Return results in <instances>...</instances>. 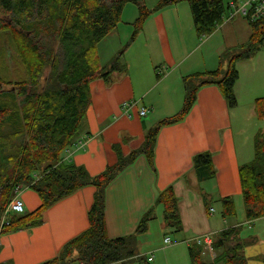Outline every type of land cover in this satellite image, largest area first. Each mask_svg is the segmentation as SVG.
<instances>
[{"label":"crops","instance_id":"0c3cea01","mask_svg":"<svg viewBox=\"0 0 264 264\" xmlns=\"http://www.w3.org/2000/svg\"><path fill=\"white\" fill-rule=\"evenodd\" d=\"M223 1L229 6L222 23L213 33L201 38L195 34L186 2L149 16L121 58L125 71L111 73L106 80L93 81L99 82L95 94L92 83L89 85L91 104L74 145L62 154L65 163L80 166L90 177H95L115 164V147L122 156H128L142 146L148 130L181 110L185 95L183 78L217 70L221 67L222 53L245 44L251 35L247 19L235 13L230 0ZM137 15L136 12L135 19ZM117 29L118 25L105 39ZM225 68L223 64L222 69ZM236 69L239 77L234 94L238 112L249 88L254 106L255 100L264 99V44L251 59L237 62ZM124 102L134 104L128 114L121 109ZM140 108L147 109L144 117L138 115ZM258 121L259 126L248 136L240 120L239 133L218 87L200 88L195 104L183 121L159 130L154 147V172L145 156L138 155L107 186L104 218L108 237L117 239L134 234L143 214L152 209L153 218L146 232L136 237V255L148 264L154 263V254L168 251L170 247H177L174 249H179L182 255L184 245L188 254L191 243H204L206 238L235 226L241 227L243 240L253 241L244 249L248 264H263L264 216L251 223L245 220L238 174L239 166L253 157L254 134L258 130L264 133V116ZM201 153L211 156L214 176L210 179H199L193 169V157ZM168 187L173 188L177 199L179 232L164 227L163 207L155 203L158 194ZM94 192L93 186L79 189L46 210L41 225L0 235V264H42L54 259L66 243L88 228L87 213ZM17 195L25 213H32L41 204L39 196L30 189H19ZM224 197H233L235 217H221L220 200ZM239 209L243 211L242 218L230 223L231 219L238 218ZM172 235L181 247L173 245ZM165 238L170 239L169 244L164 243ZM204 251L207 261L211 262L214 253L206 246ZM163 255L168 261V255ZM180 260L184 261V257ZM132 262L139 263L133 260L128 264Z\"/></svg>","mask_w":264,"mask_h":264},{"label":"trees","instance_id":"16d2710c","mask_svg":"<svg viewBox=\"0 0 264 264\" xmlns=\"http://www.w3.org/2000/svg\"><path fill=\"white\" fill-rule=\"evenodd\" d=\"M230 1L237 4L240 0ZM181 2L189 5L198 38L215 31L229 6L223 0H158L152 9L144 5V0H0V32L12 35L27 70L26 78L10 89H4L0 80V219L8 198L19 189L34 191L41 201L32 213L12 215L8 224L0 223V235L37 227L42 224L43 213L60 200L86 186L95 189L87 213L88 228L66 243L54 259L42 264H128L133 260L148 264L136 255V237L146 232L153 210L143 214L134 234L110 239L104 218L107 186L138 155L145 156L154 172V147L159 130L183 121L195 104L200 88L215 85L229 109L236 106L234 87L239 77L236 64L251 59L264 44V22L259 20L247 18L251 27L248 41L225 50L220 56L221 67L183 78L185 95L181 110L148 130L138 150L125 157L115 147V164L95 177H90L84 168L63 161L62 154L74 145L91 104L89 85L97 79L106 80L111 73L124 72L121 58L149 16ZM129 3L137 7L138 14L131 35L109 64L101 67L97 45L117 27ZM45 70L47 74L41 85ZM254 113L258 120L264 116V99L255 100ZM192 163L199 179L214 176L209 153L195 155ZM238 174L245 220L251 223L264 216V133L261 130L253 137L252 159L239 166ZM155 203L163 207L164 227L179 232L181 222L173 188L160 192ZM220 204L223 219L236 216L233 197L222 198ZM240 233L241 227L235 226L211 236L210 247L215 255L211 262L202 258L204 243H191L189 264H248L244 249L253 241L243 240Z\"/></svg>","mask_w":264,"mask_h":264},{"label":"rangeland","instance_id":"374dc122","mask_svg":"<svg viewBox=\"0 0 264 264\" xmlns=\"http://www.w3.org/2000/svg\"><path fill=\"white\" fill-rule=\"evenodd\" d=\"M156 0H144V5L147 8L152 7L153 3ZM137 12V7L134 4H126L124 7V11L121 16V22L118 24V29L116 33L114 32L113 35L111 34L110 37L103 39L101 42L97 45V53L98 57L100 59V65L103 66L107 60L111 57V55L117 51V49H120L121 45H124L126 43V39L128 37V34L132 30V24L135 21V15ZM132 32V31H131ZM237 70V69H236ZM47 74V71H44L43 78L40 81V84L43 85V80ZM27 70L25 66L22 64L19 54L16 51L15 43L13 41L12 35L9 32H0V80L3 82L4 89H10L12 86H16V84L20 83L26 78ZM98 81L92 83L91 88L93 90V93L95 94L96 88L98 85ZM245 90V89H244ZM246 96L242 99L241 108H239V113L237 112L236 106L234 108H231V116L233 121V126L238 130L240 133V120L242 121V129L244 132H246V135H253V131L256 129L257 126H259V121L255 117L254 113V105L251 101V98L253 97L252 90L250 88L248 89V92L245 93ZM254 137V136H253ZM251 147L253 148V141L251 143ZM39 175V173H38ZM19 192V191H18ZM14 196L11 195L7 200V205L4 208L3 213H5V210L11 201V199ZM2 213V215H3ZM1 215V219H2ZM8 216H11L10 213H8ZM243 211L242 209L238 210V218H233L230 220V223H234L238 219L242 218ZM0 219V223H1ZM239 221V220H238ZM172 235L171 237H173ZM177 237H173V245L177 246L180 244H177L176 241H174ZM177 247H170L168 251H162L158 254H154L155 261L152 264H189V257L187 254V250L182 245V255L179 253V249H174ZM208 252V251H207ZM204 256L202 255V258L204 261H207L206 253L203 252ZM168 255L167 259L165 260L164 255ZM180 257H184V261L181 262ZM209 262V261H207ZM130 264H140L132 262Z\"/></svg>","mask_w":264,"mask_h":264},{"label":"built area","instance_id":"2783aa9c","mask_svg":"<svg viewBox=\"0 0 264 264\" xmlns=\"http://www.w3.org/2000/svg\"><path fill=\"white\" fill-rule=\"evenodd\" d=\"M230 6L233 8L235 7L234 8L235 13L242 15L246 19L248 18L250 21L259 20V21L264 22V0H240L237 4L230 3ZM133 106L134 104L132 102H124L121 105V109L124 110L125 114H128L129 110ZM146 114H147V109L145 108H140V110L138 111V115L140 117H144ZM80 146H82V144ZM17 193L14 195V197L9 202L5 210V213H3L2 220H1L2 225L8 224V219L10 218V216H8V213H10V215H20L25 212L23 203L19 199ZM210 212H213V210H210ZM163 241L165 244L170 243L169 238H165ZM204 244L206 248L211 249L210 238H206L204 240Z\"/></svg>","mask_w":264,"mask_h":264}]
</instances>
